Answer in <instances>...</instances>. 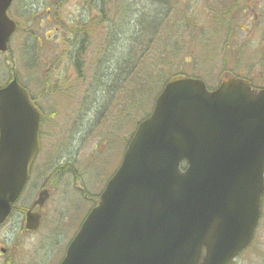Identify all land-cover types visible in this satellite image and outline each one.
I'll return each instance as SVG.
<instances>
[{
  "label": "water",
  "instance_id": "water-1",
  "mask_svg": "<svg viewBox=\"0 0 264 264\" xmlns=\"http://www.w3.org/2000/svg\"><path fill=\"white\" fill-rule=\"evenodd\" d=\"M11 2L0 0L1 51L16 30ZM24 99L30 109L16 80L0 90V223L36 144L37 126L21 137L13 131V110ZM157 100L62 264H231L251 241L264 196V89L255 93L229 76L209 93L202 80L179 76ZM19 140L25 147L14 146ZM41 217L30 216L28 228L37 229ZM126 237L121 248L112 239ZM118 253L122 259L112 260Z\"/></svg>",
  "mask_w": 264,
  "mask_h": 264
},
{
  "label": "rangeland",
  "instance_id": "rangeland-1",
  "mask_svg": "<svg viewBox=\"0 0 264 264\" xmlns=\"http://www.w3.org/2000/svg\"><path fill=\"white\" fill-rule=\"evenodd\" d=\"M110 1L108 8L115 10L117 7L121 17L110 21L113 27L121 28L119 35L116 36V32H113V36L117 39L108 47L112 54V56L108 54L109 57L115 60L114 53L127 54L132 47V41L139 40L138 33L135 34V27L127 23V14L134 17V13H137L140 7H145L147 12L151 13L153 6L142 1L125 0L128 5L121 8L116 0ZM215 1L218 2V0H191L189 4L187 0L182 2L185 19L198 20L206 26L205 30H195L189 23L187 28L181 27L179 35L173 31L172 35L154 39L150 54L155 55L159 54L166 44L179 43L182 46L184 44L181 40L194 35H208L209 43L217 47L203 48L202 53L199 47H195V55H192L193 64H184L181 55H167L160 62L149 65L150 74L157 71V76L154 77L157 82L152 87L151 98L158 90L159 80L180 68L190 69V73L194 69L195 74L204 77L211 85L215 84L216 77L226 65L229 71L234 68L233 64H236L238 66L236 71H242L249 78L252 76L253 72H247V69L255 65L252 59L258 57L251 56V60H245V57L250 56H244L247 51L244 49L258 50L259 34L253 30L252 20L254 19H250V15L238 13L231 17L233 22L229 24V21L223 20L218 13V18L224 21V30L219 29L220 34H218L216 31L218 26L213 25V21L211 22L207 17L212 14L213 11L209 7H214ZM231 1L220 0L219 8L226 7L232 10ZM129 4H134L133 12ZM97 11L96 5L91 8L84 0H15L10 9L11 16L19 24V30L11 38L8 54L0 53V85L8 80V69L12 68L19 80L29 88L36 101L43 107L47 123L45 122V151L43 149L44 152L35 166L29 190L21 200L19 210H16L12 218L0 228V264H60L67 244L79 228L81 220L88 215L87 212L92 204L83 197V190H89L91 194L88 195V199L94 200L93 194L101 193L102 187L122 161L124 142L119 143L117 141L121 139L114 137L111 133L107 134L110 127L115 129L118 126L115 121L110 124L109 117L105 113V106L110 96L100 86L103 85V80L91 79L88 70L96 52L101 48L99 36L94 35V27L98 30L97 23L101 19L97 16ZM166 18V13L160 14L156 19L154 30L164 26ZM140 19L142 20V17H138L134 24H138ZM150 21H153V18L149 16ZM185 22L188 23L187 20ZM101 25L100 31H103L102 35L106 36L109 25L106 21H101ZM66 31H85V35L89 37L85 41L87 48L85 56H79L81 74L73 69L74 62L78 60L72 58L75 48H68L69 52L64 54L63 46L67 44H63V39L67 41V38L63 33ZM228 32L235 35V40L230 41L228 48L222 49L227 45L223 39ZM70 37L72 35L68 37L71 41ZM219 37L222 39L221 43L218 42ZM251 53V50L248 51L249 55ZM32 56L39 57V66L31 64ZM56 61H58L57 64L54 63L51 66L52 71L46 79L45 74L43 75L44 70ZM139 73L140 79L143 78L144 71ZM259 78L257 74L256 79ZM256 84L263 85L261 82ZM57 88L64 89V96L68 98H59L58 104L55 99L61 94H48L49 91ZM150 101L148 99L140 104L137 113L132 116L122 115L124 118L123 141L132 128L135 115L139 114ZM104 120H106L104 123L106 135L99 133L98 127V124ZM87 121H90L88 126L84 125ZM69 123L71 129H67ZM87 127L89 128L85 131ZM52 149L56 153L50 157L48 153ZM61 163L65 166L64 171L59 169ZM46 179L51 189L48 216L39 231L30 233L24 229L25 220L22 215L26 206L25 197L29 192L35 191L37 186H42ZM37 192L38 190L35 194ZM259 228L258 240L256 239V243L248 252L237 258L236 264H264V220Z\"/></svg>",
  "mask_w": 264,
  "mask_h": 264
},
{
  "label": "trees",
  "instance_id": "trees-1",
  "mask_svg": "<svg viewBox=\"0 0 264 264\" xmlns=\"http://www.w3.org/2000/svg\"><path fill=\"white\" fill-rule=\"evenodd\" d=\"M135 1L136 2H138V1L146 2L147 4L152 5L153 8L150 11L151 13H149V12H147L145 7H140L138 12L134 13V17H131L130 14H127V18H126L127 19V23L130 24L131 26L135 27V34L138 33L139 36L137 37V39H139V40L136 41L134 39L132 41V47H131L132 51H130L127 54V56H125V54H123L124 58H122L120 56L116 57V58H118V62L119 63H121L122 60L124 61V63H125L124 65H125L126 69L129 67L130 64L133 63L132 60L134 62L137 61L136 64H138L140 67L142 66L143 68H145L146 63L151 60L150 59L151 56L148 54L150 52L149 41L150 40H154L156 37H159L161 35V33H165L163 26H161L158 30H155L152 33L153 35H152L151 38H153V39H150L148 41V43L146 42V38L148 36V32H149L150 28L152 27L151 24H154V21H150L149 22V16H150V18L154 19L157 16H159L162 12L169 10V12L167 14V18L165 20V24H164L165 30H166V32L168 30H170V29L171 30L172 29L177 30V22H176L175 18L180 13V11H178V10L182 9V2H183V0H135ZM102 2H103V0H99V2H97L95 5L98 7L100 4H102ZM133 6H134V4H129V8L132 10V12H133V9H134ZM106 12H107L106 8L102 7V9H101V13H102L101 20H102V22L105 21V19H106V14H105ZM115 13H117L116 14V19L117 20L120 19L121 18L119 16L120 13H119V10H118L117 7L115 9ZM138 17H142V20L140 19L138 24H134ZM212 17H213V20L215 22L216 21L219 22L217 14H215V15L212 14ZM116 19H114V20H116ZM186 20L188 22H193L190 19H186ZM186 20H184V21H186ZM99 25H101V24H99ZM193 27H196V24ZM180 29H181V27H180ZM75 33L76 34H74L73 37L77 38V36L80 34V32L75 31ZM106 45H107V43H106ZM106 45L104 43L102 44V46L99 45L100 47H103L106 50V52H104V51L101 52V53L105 54L102 57V59H101V66L102 67H107L112 62L111 58L108 55V54L111 55V52L109 51V48L106 49ZM107 47H109V46H107ZM79 48H80V50H77V52H76V56H75L76 59H78L80 55H83V56L85 55L83 53L86 50L85 43L84 44H80ZM118 53L117 52L114 53V56L118 55ZM163 54L164 53H162V55ZM166 54H169V52L166 51ZM127 60H128V62H126ZM77 63L79 65H81L80 60H78ZM108 70H110V69L108 68ZM137 73H138V68L135 67V66H134V69H133L132 73L130 72V74H129L128 69L127 70H123V69L119 68V72L117 74V80H118L119 88H120V90H122L128 83H131V81H132L131 78L132 77L135 79V82H134V86H135L134 90L135 91H133V92L135 93L136 101L138 102V106H140V101H139L140 95L139 94H140L141 89L144 88V86L142 84L143 80L139 79L137 76H134Z\"/></svg>",
  "mask_w": 264,
  "mask_h": 264
},
{
  "label": "bare ground",
  "instance_id": "bare-ground-1",
  "mask_svg": "<svg viewBox=\"0 0 264 264\" xmlns=\"http://www.w3.org/2000/svg\"><path fill=\"white\" fill-rule=\"evenodd\" d=\"M130 51H131V50H129V52H130ZM129 52H128V53H129ZM128 53H127V54H128ZM127 54H126V56H127Z\"/></svg>",
  "mask_w": 264,
  "mask_h": 264
}]
</instances>
